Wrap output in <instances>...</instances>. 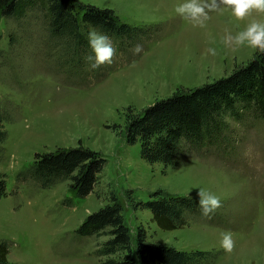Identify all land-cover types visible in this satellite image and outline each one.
<instances>
[{
  "label": "rangeland",
  "instance_id": "1",
  "mask_svg": "<svg viewBox=\"0 0 264 264\" xmlns=\"http://www.w3.org/2000/svg\"><path fill=\"white\" fill-rule=\"evenodd\" d=\"M81 1L154 30L134 44L143 45L140 55L133 54L134 45L119 51L111 38L113 62L91 80L71 75L76 70L69 66L70 46L50 33L45 2L35 0L12 17H0V125L7 132L0 141V177L7 183L0 199V243L8 245V261L101 264L108 256L98 250L110 238V227L90 236L76 230L116 196L124 201L132 232L145 229L149 242L209 251L202 264H264L263 118L253 111L242 120L228 117L224 140L200 152L185 148L178 166L146 161L140 142L128 144L122 136L128 114L248 62L256 49L225 46L222 37L264 15L238 21L225 9L211 13L207 26L199 28L176 13L184 0ZM209 47L217 49L215 57L206 53ZM80 143L107 158L88 196H73L69 179L43 187L28 175L37 152ZM200 188L216 194L222 207L210 216L189 215L180 229L162 230L150 210L133 208L157 189L196 197ZM222 231L233 234L231 253L220 246Z\"/></svg>",
  "mask_w": 264,
  "mask_h": 264
},
{
  "label": "trees",
  "instance_id": "2",
  "mask_svg": "<svg viewBox=\"0 0 264 264\" xmlns=\"http://www.w3.org/2000/svg\"><path fill=\"white\" fill-rule=\"evenodd\" d=\"M34 1L0 0V17H12ZM42 2H45L50 33L70 46L69 66L76 70L71 73L73 76L82 74V78L96 80L104 69L105 65H102L89 70L85 61L91 54L87 41L91 27L114 39L119 51L154 30L151 26L122 20L109 7L102 8L81 0ZM252 111L264 119V53L257 49L248 62L235 67L228 75L202 85L180 88L140 113L128 114L122 136L128 144L140 142V155L146 161L159 162L165 167L178 166L179 156L185 148L199 152L210 149L227 137L228 117L242 120ZM6 135L0 125V141ZM106 164L104 154L80 143L37 152L28 175L43 187L69 179L72 195L83 198L93 192ZM6 195L7 183L0 177V199ZM133 208L150 210L152 221L168 231L186 226L189 215L203 216L196 197L163 189L153 191L145 201L135 202ZM123 211L124 201L113 196L110 203L90 213L76 230L81 236H90L110 227V238L98 250L100 255L108 256L101 264H202L210 253L182 250L162 241L149 242L145 229L132 232ZM114 254L118 256L109 257ZM7 256L8 245L2 242L0 264H11Z\"/></svg>",
  "mask_w": 264,
  "mask_h": 264
},
{
  "label": "clouds",
  "instance_id": "3",
  "mask_svg": "<svg viewBox=\"0 0 264 264\" xmlns=\"http://www.w3.org/2000/svg\"><path fill=\"white\" fill-rule=\"evenodd\" d=\"M225 9L230 10L236 20L243 21L251 17L253 13L264 15V0H184L176 6L175 11L182 19L190 21L193 27L205 28L211 19V13H222ZM87 41L91 50V54L85 57L89 70H95L113 62L116 48L107 34L94 27L90 28ZM222 42L228 47L247 46L264 53V20L253 18L235 34L226 31ZM143 50L141 44H136L132 48L134 55H140ZM206 53L215 57L217 49L209 47ZM196 198L203 216H210L222 207L221 199L203 188L197 190ZM220 246L227 253L233 251L235 242L230 231L220 233Z\"/></svg>",
  "mask_w": 264,
  "mask_h": 264
}]
</instances>
